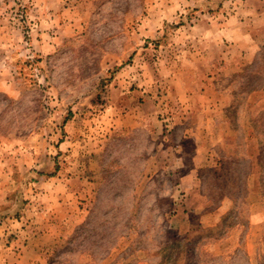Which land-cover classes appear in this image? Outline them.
Wrapping results in <instances>:
<instances>
[{
    "label": "rangeland",
    "instance_id": "374dc122",
    "mask_svg": "<svg viewBox=\"0 0 264 264\" xmlns=\"http://www.w3.org/2000/svg\"><path fill=\"white\" fill-rule=\"evenodd\" d=\"M231 17L261 42L223 81L252 134L230 144L233 187L185 192L191 142L148 102L190 28ZM263 22L264 0H0V264H264ZM119 87L148 96L137 119L108 110Z\"/></svg>",
    "mask_w": 264,
    "mask_h": 264
},
{
    "label": "crops",
    "instance_id": "0c3cea01",
    "mask_svg": "<svg viewBox=\"0 0 264 264\" xmlns=\"http://www.w3.org/2000/svg\"><path fill=\"white\" fill-rule=\"evenodd\" d=\"M257 16L259 17V14L253 15L254 18ZM244 24L234 17H231L227 24L218 19L209 22L198 21L194 24L190 28L191 32L184 36L186 39L181 42V50L173 52V57L177 58V61L176 59L171 61L173 66L168 72L170 75L163 88V93L166 94L164 98L157 97L155 101L151 98L152 100L148 102V96H143L145 91L142 89L131 92L119 87L112 92L115 93L113 96L119 97V101L110 102L108 110L112 113L115 109H122L120 119L125 115L137 119L147 102L157 113L162 114V103L167 100L165 103L170 113V118L167 119L170 121L169 125L172 123L178 125L175 132L181 129L184 131L180 136L183 142L186 140L191 142V151L188 155L190 166L187 169L184 165L178 166L177 171L180 175L178 187L185 192L208 185L231 188L236 184L234 181L238 182L235 175L238 172L236 165L241 160V152L236 144L232 148L230 144L241 133L250 137L252 131L250 127L246 129L243 126L245 119L240 110L234 113L237 109L234 90L226 89L223 81L226 77L239 73L241 66L250 64L255 58L253 46L261 43L260 40L252 38L254 27ZM260 26L264 27V22ZM261 41L263 45L264 39ZM135 95H138L136 99L133 98ZM136 113L139 115H135ZM110 121L115 123L116 118L111 117ZM175 149L182 152H178V157L187 156L184 143H177ZM248 150L249 148L246 154L251 167L250 175L247 176V189L249 196H254L258 195L255 186L257 182L259 184V176L257 178L259 169L257 172L255 167L260 168L261 165L255 150L252 149L251 152ZM202 199L204 205L211 202L207 196ZM227 205L226 199L218 204L216 211H213L215 220L226 213L223 209ZM249 219L264 220V208L250 207ZM71 220L66 222L69 223Z\"/></svg>",
    "mask_w": 264,
    "mask_h": 264
}]
</instances>
